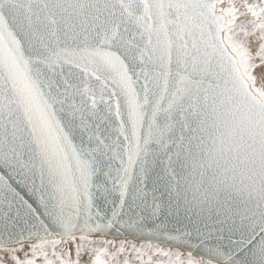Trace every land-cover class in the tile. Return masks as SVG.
<instances>
[{
	"label": "snow or ice",
	"instance_id": "obj_1",
	"mask_svg": "<svg viewBox=\"0 0 264 264\" xmlns=\"http://www.w3.org/2000/svg\"><path fill=\"white\" fill-rule=\"evenodd\" d=\"M261 65L264 0H0V251L264 264Z\"/></svg>",
	"mask_w": 264,
	"mask_h": 264
},
{
	"label": "rangeland",
	"instance_id": "obj_2",
	"mask_svg": "<svg viewBox=\"0 0 264 264\" xmlns=\"http://www.w3.org/2000/svg\"><path fill=\"white\" fill-rule=\"evenodd\" d=\"M236 2L237 3H240L241 0H236ZM249 2L250 3L257 2V0H249ZM240 18H241L240 20H243L244 19V17H240ZM135 243L139 246V244L141 243V241H135ZM164 247H169V246H164ZM25 250L26 251L28 250V243L25 244ZM17 255H19L21 257V259H23V253L22 252L21 253H17ZM155 259H162V258H160V257H154V260ZM6 261H10V258L8 257V255L6 253L0 251V264H8V262H6ZM37 264H42L41 259H38L37 260ZM133 264H138V262H136V261L133 260Z\"/></svg>",
	"mask_w": 264,
	"mask_h": 264
},
{
	"label": "bare ground",
	"instance_id": "obj_3",
	"mask_svg": "<svg viewBox=\"0 0 264 264\" xmlns=\"http://www.w3.org/2000/svg\"><path fill=\"white\" fill-rule=\"evenodd\" d=\"M241 19V18H240ZM257 64H259V61H257ZM260 67H262V68H264V65H261ZM258 71H259V69L258 70H255L254 71V74H257L258 73ZM7 258V257H6ZM84 259L86 260L87 259V257H84ZM4 262V261H3ZM6 262H8V264H13V262L10 260V261H6Z\"/></svg>",
	"mask_w": 264,
	"mask_h": 264
},
{
	"label": "water",
	"instance_id": "obj_4",
	"mask_svg": "<svg viewBox=\"0 0 264 264\" xmlns=\"http://www.w3.org/2000/svg\"><path fill=\"white\" fill-rule=\"evenodd\" d=\"M136 241H140V240H136ZM163 246H169V245H163Z\"/></svg>",
	"mask_w": 264,
	"mask_h": 264
}]
</instances>
